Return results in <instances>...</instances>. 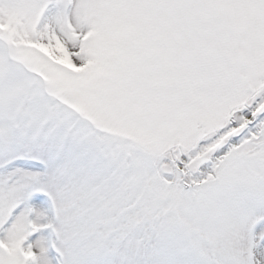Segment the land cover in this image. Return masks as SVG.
Returning a JSON list of instances; mask_svg holds the SVG:
<instances>
[{"label": "snow or ice", "instance_id": "obj_1", "mask_svg": "<svg viewBox=\"0 0 264 264\" xmlns=\"http://www.w3.org/2000/svg\"><path fill=\"white\" fill-rule=\"evenodd\" d=\"M0 264H264V0H0Z\"/></svg>", "mask_w": 264, "mask_h": 264}]
</instances>
